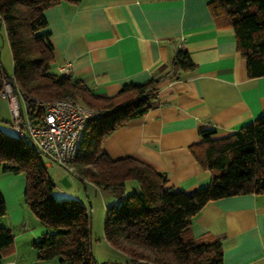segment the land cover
Listing matches in <instances>:
<instances>
[{"label": "trees", "instance_id": "1", "mask_svg": "<svg viewBox=\"0 0 264 264\" xmlns=\"http://www.w3.org/2000/svg\"><path fill=\"white\" fill-rule=\"evenodd\" d=\"M60 1L0 0V23L12 59L11 75L0 60V92L5 78L27 96L42 101L77 99L96 110L86 124L73 171L100 190L122 187L128 180L136 183L104 212V238L127 262L223 264L221 242L193 237L192 218L211 200L264 191V112L223 136L214 137L213 128L200 130L201 141L190 150L211 179L191 192L170 188L165 173L135 157L110 158L102 149L103 139L146 113L161 77L125 83L115 95L105 96L79 78L53 71L54 47L43 11ZM208 7L216 24L233 29L248 76L264 75V0H210ZM171 67L173 75L194 68L185 48L176 51ZM28 107L30 113L34 105ZM42 155L36 146L0 130V172L24 173L23 201L44 228L32 243L38 258H56L61 264H112L93 257L88 208L76 198L50 196L53 183ZM5 212L0 190V216ZM13 241L11 229L0 225V261Z\"/></svg>", "mask_w": 264, "mask_h": 264}, {"label": "crops", "instance_id": "2", "mask_svg": "<svg viewBox=\"0 0 264 264\" xmlns=\"http://www.w3.org/2000/svg\"><path fill=\"white\" fill-rule=\"evenodd\" d=\"M209 1L61 0L43 11L53 71L105 96L125 83L161 77L146 113L116 128L101 146L112 159L132 156L151 165L166 174L170 188L186 192L211 179L190 150L201 141L200 130L223 136L264 112V75L248 76L233 29L215 23ZM179 48L188 51L194 68L173 75ZM81 180L86 189L95 186ZM134 186L128 180L108 190L109 204ZM13 188L8 200L3 195L9 215L0 216V225L11 229L14 241L0 264H61L38 258L32 243L44 228L21 202L24 190ZM190 234L218 239L223 264H264V191L207 202L192 218ZM123 258L115 264H132Z\"/></svg>", "mask_w": 264, "mask_h": 264}, {"label": "built area", "instance_id": "3", "mask_svg": "<svg viewBox=\"0 0 264 264\" xmlns=\"http://www.w3.org/2000/svg\"><path fill=\"white\" fill-rule=\"evenodd\" d=\"M0 97L8 101L14 134L36 146L51 161L73 171L86 124L97 115L96 110L77 99L42 101L27 96L5 78ZM29 104L34 105L32 113Z\"/></svg>", "mask_w": 264, "mask_h": 264}, {"label": "rangeland", "instance_id": "4", "mask_svg": "<svg viewBox=\"0 0 264 264\" xmlns=\"http://www.w3.org/2000/svg\"><path fill=\"white\" fill-rule=\"evenodd\" d=\"M0 60L5 73L7 75H11L12 59L5 29L1 23ZM10 118L11 113L8 101L6 98L0 97V130L9 134H14ZM41 157L45 164L46 172L53 183L50 196L55 199H60L64 197L76 198L82 200L86 204L90 214V227L92 238L91 250L93 257L99 262L112 261V264L125 260L123 258L124 254L121 251L112 247L105 240L103 235L105 206L109 204V196L111 195V193L108 190H100L96 186L93 187L88 184L86 189L82 180L74 171L66 169L62 165L51 161L44 155H42ZM11 186H14L12 190H17L18 188H21L23 192L25 187V175L22 171L17 173L0 172V190L1 192H3V195L6 194V200H8L9 195L15 192L11 191ZM21 202L24 203L23 195H21ZM8 215L9 213H5L2 216L7 217Z\"/></svg>", "mask_w": 264, "mask_h": 264}]
</instances>
